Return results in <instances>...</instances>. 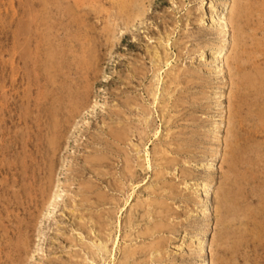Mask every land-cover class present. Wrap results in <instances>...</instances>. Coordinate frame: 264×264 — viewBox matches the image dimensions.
Segmentation results:
<instances>
[{"label": "rangeland", "instance_id": "rangeland-1", "mask_svg": "<svg viewBox=\"0 0 264 264\" xmlns=\"http://www.w3.org/2000/svg\"><path fill=\"white\" fill-rule=\"evenodd\" d=\"M123 1L0 0V264H264V0Z\"/></svg>", "mask_w": 264, "mask_h": 264}, {"label": "bare ground", "instance_id": "bare-ground-1", "mask_svg": "<svg viewBox=\"0 0 264 264\" xmlns=\"http://www.w3.org/2000/svg\"><path fill=\"white\" fill-rule=\"evenodd\" d=\"M85 1H86V0H85ZM124 1H128V0H124ZM124 1H123V2H124ZM129 1H130V0H129ZM135 1H136V0H135ZM138 1H139V0H138ZM234 1H235V0H234ZM79 2L82 4V0H79ZM79 2H78V5H79ZM121 2H122V1H121ZM121 2H120V4H121ZM240 2H241V1H240ZM245 2L247 3V1H245ZM252 2H254V1H252ZM260 2H261V1H260ZM68 3H69V2H68ZM87 3H88V2H87ZM91 3H93V2L91 1ZM91 3H90V4H91ZM138 3H139V2H138ZM236 3H237V0H236ZM238 3H239V0H238ZM246 3H245V4H246ZM120 4H119V6H120ZM127 4H128V3H127ZM233 4L235 5V3H232L231 5H233ZM240 4H241V3H240ZM240 4H239V5H240ZM242 4H243V3H242ZM109 5H110V4H109ZM113 5H114V4H113ZM115 5L118 6V4H115ZM125 5H126V4H125ZM236 5H237V4H236ZM239 5H238V6H239ZM249 6H250V5H249ZM261 6H262V3H261ZM125 7H126V6H125ZM133 7H134V6H132V8H133ZM241 7H243V5L240 6V7H238V8H241ZM49 8H50V7H49ZM69 8H70V7H69ZM77 8H78V7H77ZM111 8H112V7H111ZM114 8H115V7H114ZM118 8H119V7H118ZM235 8H237V7L234 6L233 9H235ZM238 8H237V9H238ZM252 8H253V7H252ZM252 8H251V9H252ZM44 9H45V8H44ZM112 9H113V8H112ZM119 9H120V8H119ZM123 9H124V8H123ZM129 9H130V8H129ZM136 9H137V8H136ZM136 9H135V10H136ZM139 9H140V8H139ZM246 9H247V8H246ZM246 9L244 8V10H245V11H243L244 14H245V12H246ZM247 10H248V9H247ZM30 11H31V10H30ZM121 11H122V10H121ZM137 11H138V10H137ZM235 11H236V10H235ZM252 11L255 12L254 10H252ZM43 12H44V11H43ZM49 12H50V11H49ZM115 12H116V11H115ZM125 12H126V14L129 13V12H127V11H125ZM131 12H132V11H131ZM232 12H234V11L232 10ZM241 12H242V11H241ZM256 12H258V11H256ZM256 12H255V13H256ZM259 12H260V11H259ZM40 13H41V12H40ZM69 13H70V12H69ZM73 13H74V12H73ZM134 13H135V12H134ZM139 13H140V11H139ZM237 13H239V11H238ZM243 13H242V15H243ZM28 14H29V13H28ZM30 14H31V13H30ZM30 14H29L28 17H32V16H30ZM43 14H45V12H44ZM239 14H240V13H239ZM247 14H248V13H247ZM247 14H246V15H247ZM50 15H51V14H50ZM50 15H49V16H50ZM117 15H118V14H117ZM132 15H134V14H132ZM231 15H232V14H231ZM242 15H240V16H242ZM246 15H245V16H246ZM45 16H46V15H45ZM128 16H129V15H128ZM240 16H239V17H240ZM248 16L253 17V16L250 15V14H248ZM261 16H262V15H261ZM35 17H36V16H35ZM35 17H34V18H35ZM41 17H42V15H41ZM43 17H44V16H43ZM77 17H78V16H77ZM112 17H113V16H112ZM120 17H121V16H120ZM134 17H135V15H134ZM239 17H237V18H239ZM242 17L244 18V16H242ZM242 17L240 18L241 20H242ZM256 17H257V14H256ZM44 18H45V17H44ZM44 18H43V21H44ZM75 18H76V17H75ZM129 18H130V17H129ZM232 18H233V17H232ZM26 19H27V17H26ZM28 19H29V18H28ZM30 19H31V21H33L32 18H30ZM30 19H29V21H30ZM37 19H38V18H37ZM48 19H49V18H48ZM124 19H125V18H124ZM229 19H230V18H229ZM246 19H247V18H246ZM49 20H50V19H49ZM49 20H48V21H49ZM130 20H131V19H130ZM244 20H245V19H244ZM247 20L250 21L251 18H250V20H249V19H247ZM41 21H42V20H41ZM51 21H52V20H51ZM51 21H50V22H51ZM54 21H55V20H54ZM76 21H77V20H76ZM124 21H126V20H124ZM124 21H123V23H124ZM132 21H133V20H132ZM236 21H237V20H236ZM257 21H258V20H257ZM257 21H256V22H257ZM33 22H35V21H33ZM72 22H74V21H72ZM129 22H131V21H128V23H129ZM241 22H242V21H241ZM40 23H41V22H40ZM45 23H48V22H45ZM51 23H52V22H51ZM62 23H63V22H62ZM107 23H108V22H107ZM107 23H106V24H107ZM128 23H127V24H128ZM237 23H240V22H237ZM237 23H236V25H237ZM246 23H247V22H245V24H246ZM54 24H55V23H54ZM78 24H79V23H78ZM124 24H125V23H124ZM231 24H232V20H231ZM245 24H244V25H245ZM28 25H29V24H28ZM31 25H32V24H31ZM39 25H40V24H39ZM48 25H49V23H48ZM67 25H68V24H67ZM108 25H109V24H108ZM125 25H126V24H125ZM247 25H248V24H247ZM45 26H47V24H45ZM45 26H43V27H45ZM52 26H53V25H52ZM56 26H57V25H56ZM63 26H64V25H63ZM111 26H112V25H111ZM111 26H109V29H110ZM238 26L240 27V25H238ZM238 26H237V27H238ZM241 26H242V24H241ZM40 27H42V26H40ZM53 27H54V26H53ZM65 27H66V24H65ZM69 27H70V26H69ZM242 27H243V26H242ZM54 28H55V27H54ZM63 28H64V27H63ZM234 28H235V27H234ZM256 28H257V27H256ZM47 29L50 30L49 26H47ZM111 29H112V28H111ZM111 29H110V30H111ZM237 29H238V28H237ZM240 29H241V28H240ZM246 29H247V28H246ZM246 29H245V30H246ZM29 30H30V29H29ZM29 30H28V31L26 30V31L29 32ZM51 30H52V28H51ZM56 30H57V29H56ZM59 30H60V29H59ZM59 30H57V31H59ZM84 30H85V29H84ZM243 30H244V29H243ZM251 30H252V29H251ZM258 30H259V29H258ZM258 30H257V31H258ZM44 31H45V29H44ZM53 31H55V30H53ZM232 31H234V30L232 29ZM236 31H237V30H236ZM238 31H239V30H238ZM248 31H249V30H248ZM259 31H260V30H259ZM22 32H23V31H22ZM22 32H21V33H22ZM39 32H40V30H39ZM47 32H48V31H47ZM47 32H46V33H47ZM241 32H242V31H241ZM255 32H256V31H255ZM44 33H45V32H43V34H44ZM48 33H49V32H48ZM50 33H52V32H50ZM106 33H107V31H106ZM110 33H111V32H110ZM243 33H244V32H242L241 34H243ZM245 33H246V32H245ZM251 33H252V32H251ZM25 34H26V33H25ZM29 34H30V33H29ZM40 34H41V33H40ZM54 34H55V33H54ZM87 34H88V33H87ZM108 34H109V32H108ZM234 34H235V33H234ZM241 34H240V36H242ZM258 34L260 35V33H258ZM21 35H23V34H21ZM30 35H31V34H30ZM41 35H42V34H41ZM45 35H46V34H45ZM84 35H85V34H84ZM246 35H248V34H246ZM254 35H255V34H254ZM42 36H43V35H42ZM75 36H77V35H75ZM85 36H87V35H85ZM235 36L237 37V35H235ZM235 36H234V38H235ZM240 36H239V37H240ZM46 37H47V36H46ZM50 37H51V36H50ZM243 37H244V38H247V36L245 37V35H244ZM252 37H253V36H252ZM252 37H251V38H252ZM259 37H260V36H259ZM259 37H258V35H257L258 40H259ZM20 38H21V37H20ZM30 38H31V36H30ZM33 38H34V37H33ZM35 38H36V37H35ZM55 38H56V37H55ZM71 38H72V37H71ZM244 38H243V40H244ZM251 38H250V39H251ZM73 39H75V38H73ZM73 39H72V40H73ZM76 39H77V38H76ZM81 39H82V38H81ZM108 39H109V38H108ZM248 39H249V38H248ZM255 39H256V38H255ZM19 40L21 41V39H19ZM27 40H28V39H27ZM48 40H49V39H48ZM56 40H57V39H56ZM56 40H55V42H56ZM66 40H67V39H66ZM87 40H88V39H87ZM106 40H107V39H106ZM233 40H234V39H233ZM238 40L240 41L239 38H238ZM238 40H237V42H238ZM251 40H253V38H252ZM251 40H250V41H251ZM258 40H257V41H258ZM260 40H262V39L260 38ZM36 41H37V40H36ZM241 41H242V39H241ZM250 41H249V42H250ZM70 42L72 43V41H70ZM110 42H111V41H110ZM224 42H225V41H224ZM235 42H236V40H235ZM251 42H252V41H251ZM255 42H256V41H255ZM258 42H260V41H258ZM261 42H263V41H261ZM261 42H260V43H261ZM49 43H50V41H49ZM56 43H58V42H56ZM56 43H55V44H56ZM238 43H240V42H238ZM241 43H242V42H241ZM244 43H246L245 40H244L243 44H244ZM247 43H248V42H247ZM247 43H246V44H247ZM256 43H257V42H256ZM28 44H29V43H28ZM28 44H27V45H28ZM35 44H37V43H35ZM44 44L46 45V43H44ZM59 44H61V43H59ZM68 44H69V43H68ZM68 44H67V45H68ZM75 44H76V43H75ZM87 44H88V43H87ZM246 44H245V45H246ZM248 44H249V43H248ZM257 44H258V43H257ZM56 45H57V44H56ZM56 45H55V46H56ZM79 45H80V43H79L77 46H79ZM249 45H250V44H249ZM251 45H252V44H251ZM28 46H29V45H28ZM46 46L48 47V45H46ZM49 46H50V45H49ZM51 46H52V45H51ZM53 46H54V44H53ZM57 46H60V47L62 48L61 45H57ZM57 46H56V47H57ZM63 46H64V45H63ZM71 46H72V45H71ZM71 46H70V47H71ZM234 46H235V44H234ZM237 46H238V45H237ZM247 46H248V45H247ZM254 46H255V45H254ZM257 46H258V45H257ZM40 47H41V46H40ZM44 47H45V46H44ZM72 47H73V46H72ZM241 47H245V46H241ZM252 47H253V45H252ZM259 47H260V46H259ZM38 48H39V47H38ZM48 48H49V47H48ZM234 48H235V47H234ZM247 48H248V47H247ZM247 48H245V49H247ZM249 48H250V47H249ZM46 49H47V48H46ZM49 49H50V48H49ZM53 49H54V48H53ZM53 49H52V50H53ZM59 49H60V48H59ZM77 49H78V48H77ZM232 49H233V48H232ZM258 49H259V48H258ZM258 49H257V50H258ZM260 49H261V48H260ZM28 50H29V49H28ZM54 50H55V49H54ZM72 50H73V48H72ZM72 50H71V51H72ZM82 50H83V49H82ZM94 50H95V49H94ZM240 50H241V49H240ZM242 50H243V49H242ZM247 50H248V49H247ZM249 50H250V49H249ZM44 51H45V50H44ZM251 51H252V50H251ZM253 51H255V50H253ZM259 51H260V50H259ZM28 52H29V51H28ZM32 52H33V51H32ZM79 52H80V51H79ZM99 52H100V51H99ZM231 52H232V51H231ZM240 52H242V51H240ZM245 52H246V51H245ZM249 52H250V51H249ZM255 52H256V51H255ZM255 52H254V53H255ZM36 53H37V52H36ZM73 53H75V50H74ZM237 53H238V51H237ZM254 53H252V54H254ZM33 54H34V53H33ZM77 54H78V51H77ZM79 54H80V53H79ZM79 54H78V55H79ZM231 54H232V53H231ZM241 54H242V53H241ZM241 54H240V55H241ZM248 54H250V53H248ZM252 54H251V55H252ZM261 54H262V52H261ZM261 54H260V56H261ZM263 54H264V52H263ZM31 55H32V54H31ZM45 55H46V54H45ZM47 55H48V54H47ZM58 55H59V52H58ZM78 55H77V56H78ZM234 55H235V54H234ZM238 55H239V54H238ZM238 55H237V56H238ZM71 56H72V55H71ZM75 56H76V55H75ZM82 56H83V55H82ZM82 56H81V57H82ZM229 56H230V59H231V55H229ZM235 56H236V55H235ZM235 56H234V58H235ZM241 56H242V55H241ZM245 56H246V54H245ZM38 57H39V56H38ZM64 57H65V56H64ZM78 57H79V56H78ZM154 57H155V56H154ZM253 57L255 58V55H253ZM33 58H34V57H33ZM53 58H54V57H53ZM156 58H157V57H156ZM238 58H239V56H238ZM238 58H236V59L238 60ZM247 58H248V57H247ZM249 58H250V57H249ZM21 59H23V58H21ZM34 59H35V58H34ZM63 59H64V58H63ZM88 59H89V58H88ZM227 59H229V58H227ZM232 59H233V58H232ZM241 59H243V58H241ZM256 59H257V58H256ZM258 59H261V58H258ZM29 60H30V59H29ZM35 60H36V59H35ZM44 60H45V58H44ZM68 60H69V59H68ZM70 60H72V58H71ZM239 60H240V59H239ZM31 61H32V60H31ZM47 61H49V60H47ZM61 61H62V60H61ZM73 61H74V60H73ZM248 61L251 62V60H248ZM253 61H254V59H253ZM260 61H261V60H260ZM21 62H22V61H21ZM36 62H37V61H36ZM64 62H65V61H64ZM80 62H81V61H80ZM235 62H236V61H235ZM246 62H247V61H246ZM254 62H255V61H254ZM254 62H252V63H254ZM256 62H257V61H256ZM31 63H32V62H31ZM37 63H38V62H37ZM37 63H35V64H37ZM39 63H40V62H39ZM72 63H73V62H72ZM74 63H75V61H74ZM228 63H229V60H228ZM232 63H233V62H231V64H232ZM236 63H237V62H236ZM262 63H263V65H264V59L262 60ZM50 64H51V63H50ZM78 64H80V63H78ZM238 64H239V63H238ZM243 64H244V63H243ZM249 64H250V63H249ZM255 64H256V63H254V66H255ZM258 64H259V63H258ZM24 65H25V64H24ZM32 65H34V64H32ZM58 65H59V64H58ZM70 65H71V64H70ZM70 65H69V66H70ZM80 65L82 66V64H80ZM233 65H234V64H233ZM239 65H240V64H239ZM239 65H236V66H239ZM245 65H246V64H245ZM245 65H243V66H245ZM250 65H252V64H250ZM259 65H260V64H259ZM263 65H261V66H263ZM35 66H36V65H35ZM76 66H77V65H76ZM228 66H230V65H228ZM231 66H232V65H231ZM241 66H242V65H241ZM32 67H33V66H31V68H32ZM37 67H38V66H37ZM59 67H60V66H59ZM77 67H78V66H77ZM86 67H87V66H86ZM256 67H257V66H256ZM256 67H253V65H252L251 68L256 69ZM42 68H43V67H42ZM50 68H51V67H50ZM68 68H69V67H68ZM247 68H248V67H247ZM262 68H264V67H262ZM32 69H33V68H32ZM40 69H41V68H40ZM40 69H39V70H40ZM43 69H44V68H43ZM79 69H81V68H79ZM79 69H78V70H79ZM240 69H242V68L240 67ZM254 69H252V70H254ZM258 69H260V67H259ZM74 70H75V69H74ZM82 70H83V69H82ZM236 70H237V69H236ZM250 70H251V69H250ZM28 71H29V69H28ZM34 71H35V69H34ZM42 71H44V70H42ZM57 71H58V70H57ZM230 71H231V70H229V72H230ZM232 71H233V69H232ZM232 71L230 72V74L232 73ZM237 71H238V70H237ZM239 71H240V70H239ZM246 71H247V70H246ZM246 71H245V69H244V72H246ZM256 71H257V69H256ZM32 72H33V71H32ZM46 72H47V71H46ZM53 72H54V71H53ZM63 72H64V71H63ZM69 72H70V71H69ZM82 72H83V71H82ZM240 72H243V70H241ZM240 72H239V73H240ZM244 72H243V73H244ZM252 72H253V71H252ZM28 73H29V72H28ZM42 73H45V72H42ZM51 73H52V72H51ZM51 73H50V74H51ZM80 73H81V72H80ZM237 73H238V72H237ZM247 73L249 74V72H247ZM254 73H256V72H254ZM45 74H46V73H45ZM45 74H44V75H45ZM50 74H49V75H50ZM61 74H62V73H61ZM67 74H68V73H67ZM55 75H56V74H55ZM55 75H54V76H55ZM177 75H178V74H177ZM234 75H235V74H234ZM237 75H239L238 77L236 76V78L238 79V78H239L241 75H243V74H237ZM245 75H246V73H245ZM245 75H243L244 78H245ZM252 75H254V74H252ZM258 75H260V78H258V79H259V83H260V84L263 83V85H264V73H263V71L260 70L259 73H258ZM50 76H51V75H50ZM84 76H85V75H84ZM87 76H88V75H87ZM248 76H249V75H248ZM248 76H247V77H248ZM254 76H255V75H254ZM254 76H253V77H254ZM256 76H257V75H256ZM44 77H45V76H44ZM175 77H176V76H175ZM250 77L253 78L252 76H250ZM47 78H49V77H47ZM82 78H83V77H82ZM84 78H85V77H84ZM157 78H158V77H157ZM241 78H242V77H241ZM241 78H240V79H241ZM55 79H56V78H55ZM57 79H60V78H57ZM62 79H63V78H62ZM86 79H87V78H86ZM86 79H83V80L85 81ZM231 79H232V78H231ZM233 79H235V77H234ZM233 79H232V81H233ZM36 80H37V79H36ZM243 80H244V79H243ZM247 80H249V79H247ZM252 80H253V79H251L250 82H251ZM24 81H25V80H24ZM45 81H46V80H45ZM55 81H57V80H55ZM55 81H54L53 83H55ZM237 81H238V84H239V82H242V81H239V80H237ZM244 81H245V80H244ZM244 81H243V82H244ZM256 81H257V78H256ZM158 82H159V81H158ZM243 82H242V83H243ZM245 82H246V81H245ZM247 82H248V81H247ZM253 82H254V81H253ZM257 82H258V81H257ZM257 82H256V83H257ZM81 83H82V82H81ZM256 83H254V84H256ZM49 84H51V83H49ZM86 84H87V83H86ZM232 84H233V83H232ZM235 84L237 85V83H235ZM248 84H249V83H248ZM260 84H257V85H260ZM30 85H31V84H30ZM81 85H82V84H81ZM81 85H80V86H81ZM252 85H253V84H252ZM240 86H242V85H240ZM243 86H244V84H243ZM253 86H255V85H253ZM260 86L262 87V85H260ZM31 87H32V86H31ZM40 87H41V86H40ZM87 87H90V86H87ZM163 87H164V86H163ZM244 87H245V86H244ZM244 87H243V88H244ZM83 88H84V87H83ZM167 88H168V87H167ZM236 88H237V86H236ZM240 88H241V87H240ZM243 88H242V89H243ZM247 88H248V87H247V85H246V90H247ZM252 88H253V87H252ZM238 89H239V87H238ZM238 89H237V90H238ZM257 89H258V87H257ZM60 90H61V89H60ZM235 90H236V89H235ZM254 90H255V89H254ZM258 90H259V89H258ZM27 91H28V90H27ZM27 91H26V92H27ZM241 91H242V90H241ZM256 91H257V90H256ZM256 91H255V92H256ZM79 92H80V91H79ZM242 92H243V91H242ZM252 92H253V91H252ZM252 92H251V93H252ZM255 92H254V93H255ZM262 92H263V91H262ZM48 93H49V92H48ZM84 93H85V92H84ZM86 93H87V92H86ZM163 93H164V92H163ZM237 93H238V91H237ZM247 93H249L248 90H247ZM251 93H249V95H250ZM260 93H261V91H260ZM31 94H32V93H31ZM67 94H69V93L67 92ZM238 94H239V93H238ZM244 94H246V92H244ZM263 94H264V93H263ZM41 95H42V94H41ZM64 95H65V94H64ZM84 95H85V94H84ZM84 95H83V97H84ZM154 95H155V93H154ZM239 95H240V94H239ZM258 95H259V93H257V96H258ZM42 96H43V95H42ZM60 96H61V95H60ZM80 96H81V95H80ZM86 96H87V95H86ZM86 96H85V97H86ZM241 96H242V95H241ZM245 96H246V95H245ZM254 96H256V95H254ZM261 96H262V95H261ZM43 97H44V96H43ZM43 97H42V98H43ZM74 97H75V96H74ZM78 97H79V96H78ZM153 97H154V96H153ZM158 97H159V96H158ZM162 97H163V96H162ZM235 97H236V95H235ZM262 97H263V96H262ZM42 98H41V99H42ZM63 98H64V97H63ZM251 98H254V97H251ZM251 98H250V99H251ZM44 99H45V98H44ZM59 99H60V98H59ZM74 99H75V98H74ZM235 99H236V98H235ZM238 99H239V98H238ZM246 99H247V98H246ZM248 99H249V98H248ZM35 100H36V99H35ZM65 100H66V97H65ZM71 100H72V99H71ZM155 100H157V99H155ZM236 100H237V99H236ZM239 100H240V99H239ZM252 100H253V99H252ZM263 100H264V98H263ZM263 100H262V101H263ZM53 101H54V100H53ZM58 101H59V100H58ZM68 101H69V100H68ZM74 101H75V100H74ZM158 101H159V100H158ZM232 101H234V100H232ZM237 101H238V100H237ZM244 101H245V100H244ZM259 101H260V99H259ZM55 102H57V101H55ZM63 102H64V101H62V103H63ZM65 102H66V101H65ZM230 102H231V101H230ZM238 102H239V101H238ZM238 102H237V103H238ZM252 102H256V100H255V101L253 100ZM69 103H70V102H69ZM72 103H73V102H72ZM81 103H83V100H82ZM233 103H234V102H233ZM240 103H241V101H240ZM246 103L249 104V102H246ZM256 103L259 104V105H260V103H261V105H262V103H264V102H256ZM256 103H255V104H256ZM57 104H58V103H57ZM64 104H65V103H64ZM67 104H68V103H67ZM238 104H239V103H238ZM241 104H242V103H241ZM248 104H245V103H244L245 107H246V105H248ZM253 104H254V103H253ZM255 104H254V105H255ZM37 105H38V104H37ZM54 105H55V104H54ZM54 105H53V106H54ZM82 105H83V104H82ZM235 105H236V103H235ZM20 106H21V105H20ZM56 106L58 107V105H56ZM60 106H61V105H60ZM62 106H63V105H62ZM71 106H72V105H71ZM71 106H69V108H70ZM88 106H89V105H88ZM250 106H252L251 103H250ZM255 106H256V105H255ZM255 106H254V108H255ZM262 106H263V105H262ZM78 107H79V104H78ZM80 107H81V106H80ZM84 107H85V106H84ZM69 108H67V109H69ZM72 108H73V107H72ZM75 108H76V107H75ZM86 108H87V107H86ZM238 108H239V106H238ZM254 108H253V109H254ZM67 109H66V110H67ZM78 109H79V108H78ZM81 109H82V108H81ZM233 109H234V108H233ZM235 109H236V108H235ZM246 109H248V107H247ZM22 110H24V109H22ZM243 110H244V109H243ZM263 110H264V109H263ZM52 111H53V110H52ZM55 111H56V110H55ZM69 111H70V110H69ZM75 111H76V109H75ZM234 111H235V110H234ZM244 111L246 112V110H244ZM244 111H243V112H244ZM59 112H60V111H59ZM240 112H241V111H240ZM251 112H252V111H251ZM255 112H256V110H255ZM260 112H261V110H260ZM53 113H55V112H53ZM57 113H58V112H57ZM237 113H238V111H237ZM237 113H236V114H237ZM246 113H247V112H246ZM263 113H264V111H263ZM61 114H62V113H61ZM64 114H65V113H64ZM64 114H63V115H64ZM234 114H235V113H234ZM239 114H240V113H239ZM252 114H253L252 116H254L255 113H252ZM22 115H23V113H22ZM24 115H25V114H24ZM55 115H56V114H55ZM59 115H60V114H59ZM65 115H66V114H65ZM74 115H75V114H74ZM231 115H232V114H231ZM242 115H244V114H242ZM246 115H248V114H246ZM246 115H245V116H246ZM25 116H26V115H25ZM239 116H241V114H240ZM257 116H258V114L255 116V118H257ZM57 117H58V116H57ZM60 117H61V116H60ZM60 117H59V118H60ZM237 117H238V115H237ZM249 117H251V116H249ZM21 118H22V117H21ZM23 118H24V116H23ZM67 118H68V117H67ZM230 118H231V117H230ZM241 118H242V116H241ZM258 118L260 119V117H258ZM53 119H54V117H53ZM237 119H238V118H237ZM261 119H262V114H261ZM263 119H264V118H263ZM55 120H56V118H55ZM59 120H60V119H59ZM241 120H243V118H242ZM248 120H249V119H248ZM248 120H247V121H248ZM53 121H54V120H53ZM53 121H52L51 124L54 125ZM62 121H63V120H62ZM228 121H229V120H228ZM239 121H240V119H239ZM255 121H256V120H255ZM258 121H259V120H257V122H258ZM260 121H261V120H260ZM60 122H61V121H60ZM64 122H66V121H64ZM67 122H68V121H67ZM230 122H232V120H231ZM245 122H246V120H245V118H244V122H242V123H245ZM26 123H27V122H26ZM56 123H57V122H55V124H56ZM247 123H249V122H247ZM247 123H246V124H247ZM252 123H253V122H252ZM262 123H263V122H262ZM63 124H64V123H63ZM234 124H235V123H234ZM253 124H254V123H253ZM258 124H260V123H258ZM57 125H58V124H57ZM57 125H56V126H57ZM60 125H61V124H60ZM60 125H59V126H60ZM235 125H236V124H235ZM242 125H243V124H242ZM50 126H51V125H50ZM63 126H65V125H63ZM232 126H233V125H232ZM243 126H245V125H243ZM252 126H253V125H252ZM252 126H251V128H252ZM256 126H257V125H256ZM54 127H55V126H54ZM57 127H58V126H57ZM60 127H61V126H60ZM65 127H66V126H65ZM51 128H52V127H51ZM236 128L238 129L237 126H236ZM248 128H250V127H248ZM255 128H256V127H255ZM52 129H53V128H52ZM55 129H57V128L55 127ZM55 129H54V130H55ZM63 129H64V128H63ZM256 129H257V128H256ZM49 130H50V128H49ZM232 130H233V129H232ZM232 130H231V132H232ZM251 130H253V129H250V131H251ZM52 131H53V130H52ZM55 131H57V130H55ZM114 131H115V130H114ZM234 131H235V130H234ZM236 131H237V130H236ZM238 131H239V130H238ZM240 131H241V130H240ZM50 132H51V130H50ZM58 132H59V131H58ZM63 132H64V130H63ZM252 132H254V131H252ZM261 132H262V131H261ZM51 133H52V132H51ZM54 133H55V132H54ZM54 133H53V134H54ZM59 133H61V132H59ZM247 133H248V132H247ZM257 133H258V132H257ZM53 134H50V135H51L50 138L53 137V136H52ZM241 134H242V132H241ZM248 134H249V133H248ZM258 134H260V133H258ZM63 135H64V134H63ZM233 135H234V134H233ZM235 135H237V134H235ZM242 135H243V134H242ZM245 135H246V134H245ZM253 135H254V134H253ZM61 136H62V135H61ZM238 136H239V133H238ZM238 136H237V137H238ZM246 136H247V135H246ZM119 137H120V136H119ZM235 137H236V136H235ZM248 137H250V135H249ZM248 137H247V138H248ZM53 138H54V137H53ZM12 139H13V138H12ZM51 139H52V138H51ZM60 139H61V138H60ZM231 139H232V138H230V140H231ZM234 139H235V138H234ZM236 139H237V138H236ZM236 139H235V140H236ZM243 139H244V138H243ZM255 139H256V138H255ZM258 139H259V138H258V136H257V139H256V140H258ZM54 140H56V139H54ZM54 140H53V142H54ZM248 140H249V139H248ZM51 141H52V140H51ZM57 141H58V140H57ZM238 141H239V140H238ZM250 141H252V140L250 139ZM254 141H255V140H254ZM254 141H253V142H254ZM258 141H259V140H258ZM13 142H14V141H13ZM21 142H22V141H21ZM55 142H56V141H55ZM116 142H117V141H116ZM239 142H240V141H239ZM50 143H51V142H50ZM235 143H236V142H235ZM248 143H249V142H248ZM250 143H251V142H250ZM257 143H258V142H257ZM260 143H261V141H260L258 144H260ZM262 143H264V142H262ZM262 143H261V144H262ZM19 144H20V143H19ZM21 144H22V143H21ZM232 144H233V142H232ZM236 144L238 145V143H236ZM242 144L244 145V143H242ZM245 144H247V142H246ZM48 145H49V144H48ZM51 145H52V144H51ZM56 145H57V144H56ZM239 145H240V144H239ZM262 145H263V147H264V144H262ZM49 146H50V145H49ZM234 146H235V145H234ZM24 147H25V146H24ZM231 147H232V145H231ZM235 147H236V146H235ZM237 147H238V146H237ZM241 148L244 149V147H241ZM241 148H240V149H241ZM252 148H253V146H252ZM256 148H257V147H256ZM258 148H259V146H258ZM260 148H261V147H260ZM23 149H24V148H23ZM54 149H55V148H54ZM233 149H235V148H233ZM238 149H239V148H238ZM238 149H237V150H238ZM254 149H255V148H254ZM237 150H236V151H237ZM246 150H247V149H246ZM236 151H235V152H236ZM243 151H244V150H243ZM243 151H242V149H241V152H243ZM233 152H234V151H233ZM233 152H230V153H233ZM238 152H239V154H241V153H240V150H238ZM252 152H253V150H252ZM255 152H256V151H255ZM258 152H259V151H258ZM261 152H262V151H261ZM52 153H54V151H53ZM243 153L245 154V152H243ZM247 153H248V152H247ZM236 154H237V153H236ZM253 155H254V153H253ZM233 156H234V155H233ZM236 156H237V155H236ZM240 156H241V155H240ZM257 156H258V154H257ZM262 156H263V154H262ZM255 157H256V154H255ZM260 157H261V156H260ZM238 159H239V158H238ZM246 159H247V157H246ZM246 159H245V160H246ZM234 160H235V159H234ZM261 160L264 161L263 159H261ZM258 161H259V159H258ZM23 162H24V161H23ZM26 162H27V161H26ZM246 162H247V161H246ZM259 162H260V161H259ZM230 164H231V163H230ZM240 164H241V162H240ZM244 164H245V163H244ZM246 164H247V163H246ZM241 165H242V164H241ZM234 167H235V166H234ZM236 167H237V166H236ZM259 167H260V166H259ZM229 171H230V170H229ZM226 173H227V172H226ZM233 173H234V172H233ZM232 180H234V179H232ZM263 182H264V181H263ZM230 183H231V182H230ZM232 183H233V182H232ZM221 188H222V187H221ZM228 189H229V188H228ZM257 189H258V187H257ZM230 192H231V188H230ZM220 193L223 194L222 191H221ZM225 193H226V192H225ZM225 196H226V194H225ZM229 196L232 197L231 195H229ZM251 196H252V194H251ZM221 197H223V196H221ZM226 197H228V196H226ZM226 197L223 198L222 200H224V199H228V198H226ZM247 197H249V196H247ZM49 199H50V198H48V200H49ZM44 201H45V200H44ZM226 201H228V200H226ZM254 201H255V200H254ZM221 202H222V201H221ZM224 202H225V201H224ZM243 202H244V201H243ZM243 202H242V203H243ZM256 202H257V201H256ZM227 203H228V202H227ZM229 203H230V202H229ZM231 203H233V202H231ZM222 204H223V203H222ZM224 204H226V203H224ZM232 205H233V204H232ZM238 205H239V204H238ZM223 206H224V205H223ZM234 206H235V205H234ZM242 206H244V205H242ZM225 207H229V204H227V206H225ZM225 207H224V212L227 211V209H225ZM240 207H241V206H240ZM244 207H245V206H244ZM220 208H222V207L220 206ZM220 208H219V209H220ZM230 208H231V207H230ZM235 209H236V211H237V210H239L240 208L237 209V205H236V208H235ZM243 209H244V208H243ZM245 209H246V208H245ZM255 209H256V208H255ZM229 210H230V209H229ZM231 210H232V208H231ZM257 210H258V209H257ZM221 211H222V210H221ZM232 211H233V213L235 212L234 209H233ZM232 211H231V212H232ZM239 211H240V210H239ZM239 211H237V212H239ZM231 212H230V213H231ZM237 212H236V213H237ZM222 213H223V212H222ZM230 213H228V214L230 215ZM236 213H235V214H236ZM231 214H232V213H231ZM242 214H243V213L240 212V214H238V216L240 215V218H241V217L243 216ZM241 215H242V216H241ZM231 216H232V218H233V217H236L237 215H236V216H235V215L233 216V214H232ZM226 217H227V216H226ZM34 218H35V217H34ZM36 218H37V217H36ZM238 218H239V217H238ZM236 220H237V217H236ZM233 221H235V220H233ZM233 221H232V222H233ZM238 222H239V225H240V221H237V223H238ZM242 223H243V222H242ZM234 224H235V223H234ZM239 225H238V226H239ZM242 225H243V224H242ZM245 225H246V224H245ZM242 227H244V226H242ZM236 228H237V227H236ZM6 229H7V228H6ZM243 229H245V228H241V229H239V231H240V230H243ZM250 229H251V228H250ZM4 230H5V229H4ZM234 230H235V229H234ZM234 230H233V231H234ZM239 231H237V232H239ZM241 232H242V231H241ZM235 233H236V232H235ZM3 234H4V233H3ZM233 234H234V232H233ZM239 237H240V236H239ZM263 237H264V236H263ZM248 239H249V237H248ZM239 240H240V239H239ZM255 241H256V240H255ZM235 242H236V241H235ZM249 242H250V241H249ZM104 243H105V242H104ZM101 244H102V243H101ZM239 244H240V243H239ZM246 244H247V243H246ZM250 244H251V243H250ZM98 245L101 247V245H100L99 243H98ZM99 246H97L98 249H99ZM104 246H105V245H103V247H104ZM246 246H247V245H246ZM103 247H101V248L103 249ZM106 247H108V246H106ZM104 248H105V247H104ZM246 248H248V247H246ZM106 249H107V248H106ZM108 249H109V247H108ZM238 249H239V248H238ZM245 250H246V249H245ZM105 252H107V251H105ZM237 252H238V251H237ZM242 252H243V251H242ZM103 253H104V252H103ZM248 256H249V255H248ZM244 260H245V259H243L242 263L244 262ZM20 262H21V261H20ZM245 262H247V260H246ZM21 263L24 264L23 262H21ZM21 263H20V264H21Z\"/></svg>", "mask_w": 264, "mask_h": 264}]
</instances>
